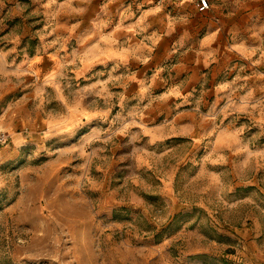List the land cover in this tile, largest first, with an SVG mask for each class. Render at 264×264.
Returning a JSON list of instances; mask_svg holds the SVG:
<instances>
[{"label":"rangeland","instance_id":"obj_1","mask_svg":"<svg viewBox=\"0 0 264 264\" xmlns=\"http://www.w3.org/2000/svg\"><path fill=\"white\" fill-rule=\"evenodd\" d=\"M213 2L0 0V264H264V0Z\"/></svg>","mask_w":264,"mask_h":264},{"label":"crops","instance_id":"obj_2","mask_svg":"<svg viewBox=\"0 0 264 264\" xmlns=\"http://www.w3.org/2000/svg\"><path fill=\"white\" fill-rule=\"evenodd\" d=\"M196 2V1H195ZM211 7L205 12H199L194 4L193 0H184L181 3H177L176 7H173L174 11L179 14L185 15V20L190 22L193 19L197 18V23L195 24V29L200 31L202 29L208 30V33H211L215 26V21H213V17L219 20L218 11L219 8L216 4H214L213 0H210ZM192 16H194L192 18ZM199 19L203 22H199Z\"/></svg>","mask_w":264,"mask_h":264},{"label":"built area","instance_id":"obj_3","mask_svg":"<svg viewBox=\"0 0 264 264\" xmlns=\"http://www.w3.org/2000/svg\"><path fill=\"white\" fill-rule=\"evenodd\" d=\"M172 1L183 2L184 0H172ZM159 2H162V0H159ZM195 5L199 12H205L211 7L210 0H196Z\"/></svg>","mask_w":264,"mask_h":264}]
</instances>
